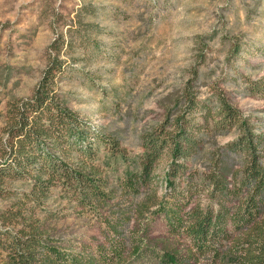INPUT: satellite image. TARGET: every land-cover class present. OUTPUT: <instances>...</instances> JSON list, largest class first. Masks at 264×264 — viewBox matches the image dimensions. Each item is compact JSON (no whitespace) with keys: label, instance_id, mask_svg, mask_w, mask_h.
I'll return each mask as SVG.
<instances>
[{"label":"rangeland","instance_id":"1","mask_svg":"<svg viewBox=\"0 0 264 264\" xmlns=\"http://www.w3.org/2000/svg\"><path fill=\"white\" fill-rule=\"evenodd\" d=\"M60 37L66 63L58 91L89 132L85 152L74 148L71 161L90 149L86 161L102 170L106 195L82 200L85 191L54 186L47 207L57 237L104 264H164L163 245L189 244L175 223L209 202L195 186L207 169L197 165L169 184L165 145L144 184L145 141L170 138L188 87L201 102L196 121L223 93L264 132V96L247 92L248 81L264 79V0H0V138L8 101L33 95ZM237 135L211 131L204 147ZM151 189L164 202L139 220L136 206Z\"/></svg>","mask_w":264,"mask_h":264},{"label":"trees","instance_id":"2","mask_svg":"<svg viewBox=\"0 0 264 264\" xmlns=\"http://www.w3.org/2000/svg\"><path fill=\"white\" fill-rule=\"evenodd\" d=\"M64 43L62 37L53 43L54 54L33 95L11 99L6 106L0 138V264H104L98 254L76 252L63 243L47 207L56 185L85 191L82 200L106 195L102 170L86 161L94 157L90 149L76 165L71 161L74 148L84 151L89 132L58 91L66 63L61 59ZM191 89H186L170 138L149 135L139 162L144 184L165 145L172 157L169 184L181 181L197 165L207 169L195 186L206 190L209 202H196L185 222H174L185 230L189 244L163 245L168 257L164 264H264V132L223 93L217 94L214 108L202 106L196 121L201 102ZM248 89L249 95L264 96V79L248 81ZM233 129L238 132L234 140L206 150L211 131ZM17 182L26 189L15 191ZM148 193L136 206L139 220L164 202L154 189Z\"/></svg>","mask_w":264,"mask_h":264}]
</instances>
